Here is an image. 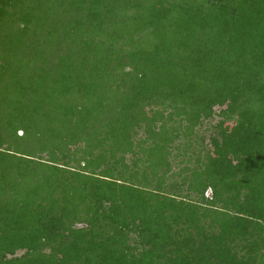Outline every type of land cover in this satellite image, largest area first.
Listing matches in <instances>:
<instances>
[{
  "label": "trees",
  "instance_id": "obj_1",
  "mask_svg": "<svg viewBox=\"0 0 264 264\" xmlns=\"http://www.w3.org/2000/svg\"><path fill=\"white\" fill-rule=\"evenodd\" d=\"M0 264H264V0H0Z\"/></svg>",
  "mask_w": 264,
  "mask_h": 264
},
{
  "label": "rangeland",
  "instance_id": "obj_2",
  "mask_svg": "<svg viewBox=\"0 0 264 264\" xmlns=\"http://www.w3.org/2000/svg\"><path fill=\"white\" fill-rule=\"evenodd\" d=\"M217 112V111H216ZM219 121V118L217 117V116H215L213 119H211L210 121H208V122H206L205 124H204V128H212L213 126H215L216 125V123ZM203 128V129H204ZM207 196H209L210 195V193L208 192L207 194H206Z\"/></svg>",
  "mask_w": 264,
  "mask_h": 264
}]
</instances>
